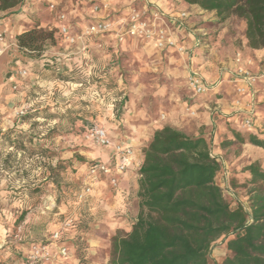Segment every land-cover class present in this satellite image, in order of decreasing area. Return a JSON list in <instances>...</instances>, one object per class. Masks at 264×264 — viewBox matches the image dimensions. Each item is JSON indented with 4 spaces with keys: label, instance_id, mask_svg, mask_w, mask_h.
I'll use <instances>...</instances> for the list:
<instances>
[{
    "label": "rangeland",
    "instance_id": "1",
    "mask_svg": "<svg viewBox=\"0 0 264 264\" xmlns=\"http://www.w3.org/2000/svg\"><path fill=\"white\" fill-rule=\"evenodd\" d=\"M105 8L108 9L110 6L106 4ZM135 13L140 14L142 19L150 24H156L157 28L162 22L157 17L154 23L147 20L146 11L139 6L119 10L106 18L117 31L105 36L90 37L92 38L90 59L76 56L65 65H54L55 68L50 66L36 68L22 60L21 67H24L26 75L21 73L18 75L23 79L19 85L8 86L11 92L19 96L20 102L11 109L15 122L6 130H0V181L4 180V183L0 182V185L2 184L0 213L1 216L3 211L6 214L4 218L0 217V221L4 223L2 225L6 227L5 229H8L10 244L6 252H0V264H15L25 260L35 245L54 244L52 237L63 226L66 218H73L75 223L73 228L64 231L61 243L65 242L69 249V257L72 255L73 257L65 261L57 255L58 252L53 254L50 250L57 257L48 264H106L103 252L96 254L94 259L90 258L86 237L89 233L86 230L90 228L83 226L78 220V214L85 202L78 201V194L85 183L89 182L88 171L92 164V161H88L80 153L87 149L84 145L90 144L85 139L87 130L98 127L107 132L101 119L110 111L115 116L114 120L109 121L111 124L121 123L131 109L134 113L132 120L134 126H141L142 121L143 125L149 122H163L170 114L172 106L170 102L175 103L178 98L185 97L190 100L195 97L187 85L191 65L183 61L180 53L173 50L168 52L169 49L160 50L156 46L148 45L151 41L140 38H127L126 41L130 44L121 48L125 42H119L116 34L126 26ZM216 22L222 24L224 28H229L226 32L234 35V42L241 49L243 47L241 36L245 35L246 31L245 21L231 16L225 21ZM88 26L79 27L78 35L82 36ZM44 29L58 31L56 27ZM207 38L201 37V41L204 42ZM62 40L63 38L59 37L57 45L52 47L59 46ZM183 45L185 53L188 52L187 44ZM117 50L122 52V55L117 54ZM209 50L205 49L194 57L195 67L204 68L209 55L216 57L215 54H210ZM228 50L225 49V53L228 56L234 54L236 61L238 52ZM223 53H218L217 57L220 59ZM242 56L246 58L245 54ZM245 64L247 65L245 67L260 77L256 88L257 127L253 131H247L239 122L235 127L228 128L232 133L243 132L247 136L250 134L264 136V55L256 58L254 64L250 62ZM93 65L95 67L90 69ZM112 66L120 69L112 71L110 69ZM10 78L11 73L5 74V81ZM78 84H82V89L86 91L75 89L74 86ZM233 88V85H227L224 92L204 96L214 100L224 96L229 98ZM93 93H96L99 102L87 98ZM124 100V105L120 108ZM2 107L3 101L0 98V108ZM241 121L244 123L246 118H242ZM146 130V133L149 132L147 127ZM109 138L113 145L109 148L101 147L102 149L113 152V146H126ZM223 148L228 151L225 155L227 161L231 165L234 164L235 161L231 159L241 152V144L225 139ZM238 172L240 177L232 175L227 180L224 172H221L218 183L223 185L224 195L233 208H236L239 202L249 207L250 191L253 186L247 185L250 177H247L244 168L241 167L236 171ZM233 182H236V186ZM29 208L33 210L37 220L36 228L32 231V236L36 240L21 241L19 244L14 229L26 221ZM111 253L112 244L107 264H111ZM228 256L226 241L221 238L211 248L209 264H223Z\"/></svg>",
    "mask_w": 264,
    "mask_h": 264
},
{
    "label": "crops",
    "instance_id": "2",
    "mask_svg": "<svg viewBox=\"0 0 264 264\" xmlns=\"http://www.w3.org/2000/svg\"><path fill=\"white\" fill-rule=\"evenodd\" d=\"M50 4H55V11L50 10ZM106 4L110 8L106 9ZM134 6H139L145 10L147 20L153 21V23L156 15H160L165 23L162 21L158 26L165 25L172 36L187 44L188 52L181 54L183 61L189 62L191 65L189 73L199 74L213 88L208 95L224 92L227 85H233L234 88L229 98L224 95V97L215 100L210 99V97L207 98V96L195 95L190 100L185 99V97L178 98L175 103L170 102L172 104L170 114L166 116L163 122L147 123L146 120L147 125H143L142 121L141 126H134L132 125L134 117L132 109L127 114L126 119L121 120L119 124L109 123V121L115 119L111 111L104 116V119H101L109 137L133 148L134 151L133 157L125 161L126 171L118 176V189L111 186L109 178H100L78 214L80 223L90 228L86 230L89 232L86 237L89 243L90 258L94 259L96 254L103 252L105 253L106 264L109 262L112 240L115 237H125L130 234L134 223L139 218L141 211V199L139 197L141 175L139 171L144 162L143 148L157 130L172 127L189 137H205L212 155L217 157L221 163V171L216 178V182L221 188L223 185L218 183L221 172H224L227 180L232 175L240 177V173H236V171L241 167L244 168L247 177H250L247 168L253 164L264 171V149L250 144H241V152L237 157L234 155L231 160L235 162L231 165L225 158L228 151L223 148L225 139L236 142L228 127H235L240 122V126L245 128V122L242 123L241 119L251 118L254 125L253 129H245L253 131L257 127L258 116L257 107H255L257 104L256 88L258 82L254 85V88L247 87L246 93H239L238 89L244 87L242 81L236 79V70L239 65L235 61L234 54L228 56L225 49H229L230 52L236 51L245 54L246 58H243L241 62L244 66H247L246 62L254 64L256 58L264 55V51L249 48L245 35L241 36L243 47L240 49L237 43L234 42V35L226 32L229 31V28L217 24L216 21H219V19L216 17L215 12L205 11L182 0H27L11 11L0 10V34L5 36L4 42L0 43V98L3 101V107L0 108V130H6L15 122L11 109L20 102V98L17 94L11 92L8 86L12 84L19 85L23 80L18 76L22 71H25L24 67H21L22 60H25L31 66H36V68L41 66L55 68L54 65H65L67 61H72L73 57L76 56L81 59L92 57L89 52L92 39L90 37L86 38L83 44L79 42L76 45H71L61 36L63 40L59 46L49 47L40 56H33L19 48L16 42L18 35L29 31L35 26L41 28L56 27L59 30L64 25L69 27L70 35L76 36L79 34V27L91 25L101 19L110 17L119 10H129ZM97 7L99 10L96 11ZM182 13H187L188 18L182 19ZM60 14H65L67 19L61 22L59 20ZM206 36L208 38L204 39V42L201 41V37ZM128 42L125 41L121 48L123 49L125 45L130 44ZM209 42L210 44H208ZM148 45L155 47L154 42H148ZM116 46L117 43H115ZM208 48L210 54H215L216 57L209 55L204 68L195 67L194 57ZM170 51L168 50V52ZM222 52L224 53L219 59L217 55ZM116 53L122 55V52H118V50ZM94 67L93 65L90 69ZM110 69L117 71L120 68L112 66ZM8 72L11 73V78L5 81V74ZM35 78L37 77L35 76ZM122 81L121 77V84ZM74 88L81 89L82 92L86 91V89H82V84L75 85ZM95 94L93 93L92 96H87V98L99 102ZM145 126L149 130L147 133ZM259 138L264 139V136L259 135ZM84 146L87 149L80 151V153L92 163L107 162L115 168L116 165L124 162L116 157L112 150H104L94 143ZM46 174L48 175V173ZM0 182L4 183V180ZM29 210L26 221L14 229L18 235L16 241L19 244L21 241L36 240L32 236V231L36 228L37 220H35L33 210L31 208ZM5 215L4 211L3 216L0 213L1 219ZM2 224L4 223L0 221V252H6L10 245L9 236H7L8 229H5L6 227ZM61 244L66 246L65 242ZM49 248L53 254L58 252L55 244H51ZM25 250L29 251V249ZM72 257L73 255L63 260L66 261L69 258L72 259Z\"/></svg>",
    "mask_w": 264,
    "mask_h": 264
},
{
    "label": "trees",
    "instance_id": "3",
    "mask_svg": "<svg viewBox=\"0 0 264 264\" xmlns=\"http://www.w3.org/2000/svg\"><path fill=\"white\" fill-rule=\"evenodd\" d=\"M26 1L0 0V10L11 11ZM182 1L215 12L220 21L231 16L244 20L249 48L264 49V0ZM59 37V30L35 26L17 36V45L40 56ZM233 134L239 144L264 149V139L255 134ZM143 154L140 215L130 234L113 239L111 264H209L211 248L221 238L229 253L223 264H264L263 170L255 164L247 168V185L253 186L249 207L239 202L233 208L216 182L221 163L205 137L164 127Z\"/></svg>",
    "mask_w": 264,
    "mask_h": 264
},
{
    "label": "built area",
    "instance_id": "4",
    "mask_svg": "<svg viewBox=\"0 0 264 264\" xmlns=\"http://www.w3.org/2000/svg\"><path fill=\"white\" fill-rule=\"evenodd\" d=\"M51 11L56 10L55 4H50ZM96 11L99 10L97 7ZM161 21L165 23L160 15H156ZM182 19H187L188 14L182 13ZM67 16L65 14H60L59 20L61 22L65 21ZM117 31L111 21L106 19H101L91 25H89L85 32L80 35L72 36L69 34L68 26H61L59 29V34L64 37L65 41L71 45H76L81 42L83 44L84 40L93 36H105L110 33ZM116 38L119 42L123 43L127 38H140L143 40L154 42L155 46L160 50H175L180 54L185 52V47L182 42L177 40L170 33L167 27L157 28L155 25L142 19V16L135 13L131 16L129 22L126 26L118 30ZM4 34H0V43L4 42ZM243 60L242 53H238L236 56V62L239 65L236 70V79L242 81L244 87L239 88L238 92L241 94L246 93L247 87L254 88V85L260 80L258 74L253 73L247 67L241 64ZM22 75H26V71L21 72ZM188 88L195 96H204L211 92L213 88L209 86L205 80L197 73L190 72L187 81ZM17 88V87H16ZM15 88V89H16ZM244 127L248 130H252L254 125L251 118H247ZM85 139L89 143H94L97 146L109 148L113 145L111 139L109 138L107 132L102 128H92L87 130L85 134ZM113 153L116 157L122 159L124 162L122 164L116 165L114 168L111 163L107 162H94L89 166L88 180L86 182L82 191L78 194V201L84 202L92 194L94 185L100 181V178H109L110 184L114 189L119 187L118 176L126 171L125 161L130 160L134 151L133 148L129 146H113ZM75 220L73 218H66L63 226L54 233L52 239L54 244L58 248L57 255L60 258L66 259L69 257V249L66 246L61 245L63 239L64 231L73 228ZM57 257L50 252L49 246L35 245L25 260L16 262L15 264H48L52 259Z\"/></svg>",
    "mask_w": 264,
    "mask_h": 264
}]
</instances>
